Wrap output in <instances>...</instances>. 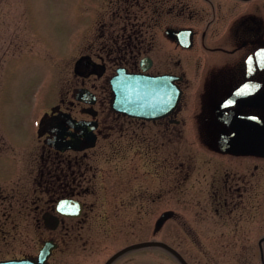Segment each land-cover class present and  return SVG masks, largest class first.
<instances>
[{"label":"flooded vegetation","instance_id":"af4514ba","mask_svg":"<svg viewBox=\"0 0 264 264\" xmlns=\"http://www.w3.org/2000/svg\"><path fill=\"white\" fill-rule=\"evenodd\" d=\"M84 8L69 87L40 120L24 187L0 184V262L37 264L51 242L42 264H106L131 246L113 242L138 223L154 242L180 231L191 245H256L264 264V157L245 153L256 142L234 139L257 131L246 121L264 123V103L246 102L264 92V0H84ZM118 69L172 78L177 105L154 120L115 111ZM188 206L207 226L182 225Z\"/></svg>","mask_w":264,"mask_h":264},{"label":"rangeland","instance_id":"374dc122","mask_svg":"<svg viewBox=\"0 0 264 264\" xmlns=\"http://www.w3.org/2000/svg\"><path fill=\"white\" fill-rule=\"evenodd\" d=\"M85 18L84 0H0V184L7 192L24 187L35 157L40 120L69 87L70 63L77 55ZM167 184L171 185L170 181ZM178 213L185 217L182 225L199 226L204 221L201 212L191 206L182 207ZM169 223L170 228L176 222ZM28 231L33 236V230ZM166 233L161 243L176 251L187 264H257L256 245H191L186 244L180 231L177 237L182 243ZM151 237L143 236L135 223L133 236L118 237L113 246L117 250L158 240V236L156 240ZM123 261L180 264L156 247L130 251L117 263Z\"/></svg>","mask_w":264,"mask_h":264},{"label":"water","instance_id":"95a60500","mask_svg":"<svg viewBox=\"0 0 264 264\" xmlns=\"http://www.w3.org/2000/svg\"><path fill=\"white\" fill-rule=\"evenodd\" d=\"M188 33L180 32L178 39L187 38ZM183 47H189L190 44L184 41L181 42ZM145 71L146 68H141ZM112 90L114 92V102L112 108L120 113L127 114L131 117L141 119H157L167 115L172 111L180 97V92L175 91V87L172 84V78L163 76L159 78L146 77L144 75H131L126 73L125 70L118 69L117 75L111 81ZM80 100V97L77 98ZM247 104L256 105V103H264V92L250 97L247 99ZM264 108V106H260ZM246 128H257V131L247 130L245 132H236V141H254L256 145L248 147L245 153L258 155L264 157V123L263 122H252L246 121ZM233 150L234 153H244L242 148H236ZM228 151V150H227ZM171 213L163 215V219ZM77 215V214H76ZM161 224V221L157 223V226ZM160 248L172 255L180 264H187L184 259L173 249L168 247L166 244L160 242H143L133 244L118 253L114 254L106 264H110L116 258L122 254L145 248ZM54 245L51 242H45L41 248L40 257L37 264H42L50 255ZM0 264H36L26 261H7L0 262Z\"/></svg>","mask_w":264,"mask_h":264}]
</instances>
